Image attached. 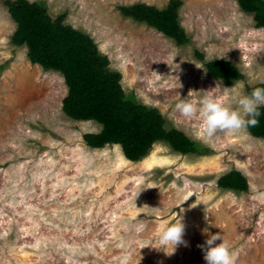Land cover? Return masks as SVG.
Listing matches in <instances>:
<instances>
[{"label":"rangeland","instance_id":"obj_1","mask_svg":"<svg viewBox=\"0 0 264 264\" xmlns=\"http://www.w3.org/2000/svg\"><path fill=\"white\" fill-rule=\"evenodd\" d=\"M6 1L0 0V264H205L198 247L205 228L223 234L235 264H264V201L254 198L264 191V138L247 128L203 139L200 117L174 108L186 97L198 105L205 95L234 107L238 95L264 84V27L254 13L237 0H182L179 20L190 41L178 45L118 10L136 3L162 9L170 0H28L53 19L65 14L121 73L128 96L209 152L182 155L159 141L132 162L121 145L87 144L85 135L99 134L102 125L65 114L63 75L32 64L27 48L12 43L17 25ZM215 60L232 63L243 77L214 78L205 62ZM232 170L247 177L248 192L218 186ZM178 216L184 243L174 251L153 248Z\"/></svg>","mask_w":264,"mask_h":264},{"label":"trees","instance_id":"obj_2","mask_svg":"<svg viewBox=\"0 0 264 264\" xmlns=\"http://www.w3.org/2000/svg\"><path fill=\"white\" fill-rule=\"evenodd\" d=\"M237 1L243 10L254 13L258 27H264V0ZM6 5L17 25L12 43L27 48L32 64L41 66L46 72L63 75L68 86L63 101L65 114L77 121L92 120L102 125L99 134L85 135L90 147L100 149L108 144L121 145L125 157L132 162L146 157L159 141L182 155L209 153L182 131L166 129L165 119L156 108L147 107L138 103L134 96H128L122 86L121 73L111 69L110 59L90 35L65 22V14L53 19L43 4L28 0H8ZM182 5V0H170L162 9L136 3L120 6L118 10L124 17L156 29L178 45H186L190 38L179 20ZM196 55L204 61L201 53ZM205 67L220 80L233 81L243 77L235 65L225 60L205 62ZM255 87H264V84ZM260 111L259 124L248 128L255 138H264V106ZM218 186L235 192H248L250 188L247 177L237 170L223 175Z\"/></svg>","mask_w":264,"mask_h":264},{"label":"clouds","instance_id":"obj_3","mask_svg":"<svg viewBox=\"0 0 264 264\" xmlns=\"http://www.w3.org/2000/svg\"><path fill=\"white\" fill-rule=\"evenodd\" d=\"M234 87L236 85L232 88ZM261 106H264V87H255L249 94L238 95L234 107L226 106L217 102L213 96L205 95L198 105H194L186 97L175 103L174 108L184 117L198 115L202 121L199 135L203 139H210L218 131L237 134L249 127L257 126L260 122ZM254 198L264 201V191L256 192ZM183 233L184 224L178 216L175 222L159 231L151 246L158 250L171 246L174 251L178 244L184 243ZM202 234L206 239L198 247L201 248L205 264H235V253L220 231L210 233L205 228L202 229Z\"/></svg>","mask_w":264,"mask_h":264}]
</instances>
